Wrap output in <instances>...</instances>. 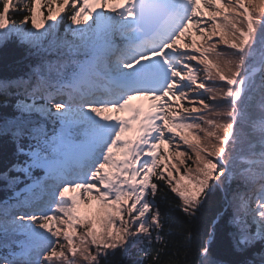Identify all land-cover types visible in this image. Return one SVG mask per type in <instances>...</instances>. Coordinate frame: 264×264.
Instances as JSON below:
<instances>
[{
    "label": "snow or ice",
    "instance_id": "6c2138e0",
    "mask_svg": "<svg viewBox=\"0 0 264 264\" xmlns=\"http://www.w3.org/2000/svg\"><path fill=\"white\" fill-rule=\"evenodd\" d=\"M13 41L40 60L0 80L32 181L0 206V264H189L162 189L189 217L223 192L230 264H264V0H0ZM206 236L192 264H224Z\"/></svg>",
    "mask_w": 264,
    "mask_h": 264
},
{
    "label": "trees",
    "instance_id": "16d2710c",
    "mask_svg": "<svg viewBox=\"0 0 264 264\" xmlns=\"http://www.w3.org/2000/svg\"><path fill=\"white\" fill-rule=\"evenodd\" d=\"M19 19L20 17H16L17 24H19ZM39 60L40 56L18 41L0 47V80L26 77ZM17 98L10 96L7 99L14 105ZM3 99L0 97V101ZM13 112H15L14 106L0 107V124L5 118H10ZM24 159L25 157L17 152V144L11 134L0 133V206L4 203H14L15 193L32 182L23 173L10 171L13 164L22 162ZM5 174L9 178H17V183L10 184L8 180L4 179ZM32 175L39 177L43 173L42 170H35ZM157 199L162 213L161 218L167 221L164 238L169 254L176 253L181 260L187 257L189 264H192L196 259V252L200 244L207 238L206 234L214 229V255L224 264H230L231 261L237 259V256L230 252V233L233 229L229 223L230 218H224L226 211L223 206V192L217 190L215 194L211 195L195 217H189L182 212L179 198L170 190L162 189ZM158 247L159 245H153V251ZM142 260V253L137 249H132L127 253L117 249L115 254L108 258L107 264H142Z\"/></svg>",
    "mask_w": 264,
    "mask_h": 264
},
{
    "label": "rangeland",
    "instance_id": "374dc122",
    "mask_svg": "<svg viewBox=\"0 0 264 264\" xmlns=\"http://www.w3.org/2000/svg\"><path fill=\"white\" fill-rule=\"evenodd\" d=\"M177 178H179V177H177Z\"/></svg>",
    "mask_w": 264,
    "mask_h": 264
}]
</instances>
